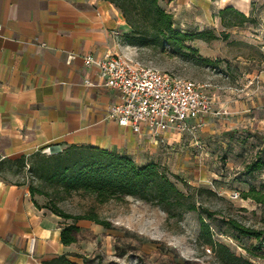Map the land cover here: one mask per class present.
Returning a JSON list of instances; mask_svg holds the SVG:
<instances>
[{
  "label": "crops",
  "instance_id": "1",
  "mask_svg": "<svg viewBox=\"0 0 264 264\" xmlns=\"http://www.w3.org/2000/svg\"><path fill=\"white\" fill-rule=\"evenodd\" d=\"M162 5L182 31L213 29L220 36L225 30L227 41L256 45L261 53L258 59L246 55L230 59L234 63L242 59L239 67L247 96L236 99L208 91L215 112L204 117V137L198 136L200 130L181 132L171 127L158 135V140L164 139L161 142L146 128L137 132L111 115L119 92L106 86L97 67L87 68L81 56L132 55L124 40L131 28L113 4L0 0V264H48L59 257L74 264H101L99 255L117 251L116 234L105 233L110 228L86 219L75 223L77 240L65 244L61 231L71 221L37 207L35 200L44 204L43 198L32 196L28 181H11L3 174L6 159L48 147L94 146L128 155L139 165L159 164L190 183L206 182L202 155L208 137L220 131L230 141L241 129L250 133L264 128V0H165ZM226 7L256 22L226 29L218 15ZM207 43L193 42L197 48ZM70 53L77 56L69 60ZM255 77L257 91L247 83ZM194 150L198 166L188 155ZM86 229L95 232L93 240L82 236Z\"/></svg>",
  "mask_w": 264,
  "mask_h": 264
},
{
  "label": "rangeland",
  "instance_id": "2",
  "mask_svg": "<svg viewBox=\"0 0 264 264\" xmlns=\"http://www.w3.org/2000/svg\"><path fill=\"white\" fill-rule=\"evenodd\" d=\"M189 44L192 45L193 42ZM128 45L135 63L153 65L195 82H208L211 94L236 99L247 96L239 67L242 59L236 63L230 59L236 55L252 56L255 59L261 56L256 45L219 38L198 48L204 57H217L214 60L219 61L214 68L181 57L170 49L161 51ZM193 46L196 47L194 44ZM250 88L257 91L258 85L254 83ZM241 131L231 137L230 141L228 134L220 131L207 138L202 155L205 165L202 172L205 170L206 182L197 179L192 184L182 177L176 180L179 188L184 191L186 182L202 188L198 194L199 201L215 212L212 218L203 215L210 225L213 244L206 242L201 236L199 211L189 212L181 219L168 220L163 210L134 197L99 204L91 196L76 193L64 196L59 205L74 215L95 211L111 223L110 229L104 232L116 234L113 240L117 251L116 254L99 255L101 264H264V241L243 235L226 222L228 219H235L246 226L264 229V203L245 195L252 188L264 194V168L250 174L246 172L249 162L264 155V128L250 133ZM200 135L205 136L202 128L198 132V136ZM62 151L41 150L39 153L54 156ZM196 154L194 150L193 154L188 155L197 161L198 166ZM34 160L35 155L31 154L27 156L26 164L21 166L16 159H6L3 162V174L11 181L37 182L30 167ZM235 192L239 193V197H233ZM39 196L44 203L47 202L45 196ZM82 236L93 240L96 235L93 230L86 229Z\"/></svg>",
  "mask_w": 264,
  "mask_h": 264
},
{
  "label": "trees",
  "instance_id": "3",
  "mask_svg": "<svg viewBox=\"0 0 264 264\" xmlns=\"http://www.w3.org/2000/svg\"><path fill=\"white\" fill-rule=\"evenodd\" d=\"M113 4L122 14L131 28L124 34V40L140 48H154L161 51L170 49L177 55L214 67L219 60L204 57L199 49L190 45L195 40L210 42L219 38H228L223 30L219 36L213 29L185 32L174 25V15L162 2L165 0H106ZM171 1V0H167ZM224 28L255 23L251 16H246L233 7L221 9L218 13ZM38 153L31 163L37 182L31 180L29 188L32 196L43 195L47 202L35 204L46 208L64 220H70L61 231V239L65 244L77 240L79 228L76 222L82 219L91 220L106 228L111 223L103 219L95 211L89 214H71L65 211L59 202L64 196L82 194L91 196L96 203L103 204L112 200L124 201L134 197L151 206L158 207L167 214V219H181L189 212H200L201 236L212 243L210 225L203 215L212 218L215 212L206 208L198 198L202 188L194 187L187 182L186 190H181L176 180L181 178L171 174L166 168L156 163L139 165L128 155H119L94 146H70L54 156ZM26 156L16 159L21 166L26 164ZM264 168V155L257 156L246 165L248 174ZM264 187V184H263ZM259 203H264V194L256 188L245 193ZM226 222L243 235L264 241V229L246 226L235 219ZM48 264H74L64 257L48 262Z\"/></svg>",
  "mask_w": 264,
  "mask_h": 264
},
{
  "label": "built area",
  "instance_id": "4",
  "mask_svg": "<svg viewBox=\"0 0 264 264\" xmlns=\"http://www.w3.org/2000/svg\"><path fill=\"white\" fill-rule=\"evenodd\" d=\"M76 56L70 53L68 59ZM81 57L87 68L97 67L106 86L119 92L120 101L110 111L119 124L137 132L146 128L157 141L163 142L158 135L171 127L196 132L203 127L204 117L215 112L208 82H195L153 65L135 63L128 53L102 57L87 53ZM86 83L93 85L90 80ZM254 83L258 84L257 77L249 80L248 86ZM51 150L55 151L50 147L44 149ZM233 197H239V193L235 192Z\"/></svg>",
  "mask_w": 264,
  "mask_h": 264
}]
</instances>
